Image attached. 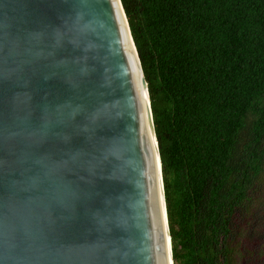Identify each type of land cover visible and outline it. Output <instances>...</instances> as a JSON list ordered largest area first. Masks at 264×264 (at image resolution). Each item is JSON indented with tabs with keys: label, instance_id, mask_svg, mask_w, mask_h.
<instances>
[{
	"label": "water",
	"instance_id": "water-1",
	"mask_svg": "<svg viewBox=\"0 0 264 264\" xmlns=\"http://www.w3.org/2000/svg\"><path fill=\"white\" fill-rule=\"evenodd\" d=\"M145 93L121 0H0V264H173Z\"/></svg>",
	"mask_w": 264,
	"mask_h": 264
},
{
	"label": "trees",
	"instance_id": "trees-1",
	"mask_svg": "<svg viewBox=\"0 0 264 264\" xmlns=\"http://www.w3.org/2000/svg\"><path fill=\"white\" fill-rule=\"evenodd\" d=\"M121 3L147 82L173 264L251 260L236 236L264 183V0Z\"/></svg>",
	"mask_w": 264,
	"mask_h": 264
},
{
	"label": "rangeland",
	"instance_id": "rangeland-1",
	"mask_svg": "<svg viewBox=\"0 0 264 264\" xmlns=\"http://www.w3.org/2000/svg\"><path fill=\"white\" fill-rule=\"evenodd\" d=\"M247 221L239 219L241 230L236 236L240 245L248 251L249 259L244 260L238 252L236 264H263L264 261V183H260L252 197L251 210L246 214Z\"/></svg>",
	"mask_w": 264,
	"mask_h": 264
},
{
	"label": "bare ground",
	"instance_id": "bare-ground-1",
	"mask_svg": "<svg viewBox=\"0 0 264 264\" xmlns=\"http://www.w3.org/2000/svg\"><path fill=\"white\" fill-rule=\"evenodd\" d=\"M145 90V89H144ZM145 95H146V93H145ZM146 97H148L147 95H146ZM146 100H147V98H146ZM159 182H160V180H159ZM160 192H161V186H160ZM168 257H169V255H168Z\"/></svg>",
	"mask_w": 264,
	"mask_h": 264
}]
</instances>
